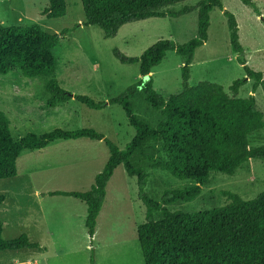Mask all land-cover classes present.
I'll use <instances>...</instances> for the list:
<instances>
[{
	"label": "rangeland",
	"instance_id": "374dc122",
	"mask_svg": "<svg viewBox=\"0 0 264 264\" xmlns=\"http://www.w3.org/2000/svg\"><path fill=\"white\" fill-rule=\"evenodd\" d=\"M66 14L48 18L42 12L48 0H0V23L3 25L39 24L43 30L59 33V44L52 50L56 69L49 76L25 77L17 68L0 74V110L9 119L13 138L31 133L41 135L59 128L73 131L91 128L102 133L119 148L133 137L135 130L118 104L92 109L75 99L46 107L48 93L45 84L56 80L72 94L86 95L95 101H108L137 82L138 63H122L115 50L126 57H139L152 43L170 39L182 44L197 35V5L199 0H183L160 7L163 16L148 17L123 24L112 37H104L95 25H84L81 0H65ZM258 8L241 0H222L224 9L232 12L238 23L239 41L248 66L264 76V0H251ZM190 10L180 13L183 8ZM64 28L71 29L62 33ZM207 40L194 52L189 86L199 81L216 82L231 94L228 87L243 78L245 72L238 63L229 43V28L218 8L210 11ZM184 57L167 51L150 75L154 89L168 97L182 90L181 66ZM253 79L242 85L237 95L252 93ZM256 107L264 115V91H255ZM134 113L155 126L159 111L153 110L138 91L130 98ZM250 145H264V127L250 135ZM156 156L164 158L156 143ZM108 149L101 140L87 138L55 140L42 149L23 150L16 163L14 177L0 179L2 237L13 239L27 234L37 248L0 251V264H33L26 260L39 259V264H144L137 239L136 227L145 221V206L137 195L136 178L129 176L122 165L113 171L107 186L92 239L84 221L86 206L72 196L46 195L38 191H87L94 176L104 166ZM149 174L146 191L159 200L164 190L179 189L193 184L151 167L143 157L137 162ZM264 190V161L249 159L235 173L211 172L200 194L191 201H177L167 208L193 212L225 205L229 202L224 191L244 200L256 197ZM45 215V219L43 216ZM155 217H160L156 213ZM35 264V263H34Z\"/></svg>",
	"mask_w": 264,
	"mask_h": 264
},
{
	"label": "trees",
	"instance_id": "16d2710c",
	"mask_svg": "<svg viewBox=\"0 0 264 264\" xmlns=\"http://www.w3.org/2000/svg\"><path fill=\"white\" fill-rule=\"evenodd\" d=\"M81 1L84 25L99 27L107 38L114 36L123 24L163 16L158 8L183 0ZM241 1L258 13L254 2ZM213 8L220 9L225 16L231 49L245 72L243 78L235 79L229 85L231 94L216 82L204 80L193 86L187 83L194 52L207 40ZM189 10L186 7L180 13ZM42 13L48 18L63 17L66 1L48 0ZM70 30L64 28L62 33ZM238 30L235 15L224 9L222 0H199L196 37L182 44H175L170 39L157 40L139 57H126L115 50V56L122 63H138L141 75L137 82L118 96L108 101H95L89 96L64 90L56 80L46 82V107H54L70 99L92 109H102L108 104L120 105L135 130L124 148H119L91 128L73 131L56 128L41 135L27 133L15 139L10 132L8 117L0 110V179L16 176L17 159L23 150L42 149L55 140H101L108 149V158L94 176L91 188L87 191L49 192L50 195L72 196L85 204L84 224L91 239L107 183L115 168L122 165L129 176L136 178L137 195L145 206V221L136 227L144 264H264V190L249 200L224 191L229 202L210 209L184 212L167 208L177 201L196 198L211 172L232 175L249 159L264 161V145H250V135L264 127V115L257 109L253 94L259 85L264 91V77L261 71L248 66ZM60 35L47 32L36 23H0V74L4 75L12 68H17L25 77L53 74L56 60L52 50L59 44ZM171 50L184 57L181 66L182 90L164 97L154 89L149 73ZM247 79L254 81L252 93L245 97L237 96ZM138 91L142 92L153 110L159 111L161 118L155 126L140 119L132 109L130 98ZM156 143L160 144L164 158L156 156ZM143 157L151 167L176 179L190 180L193 184L164 190L159 200L152 199L145 189L149 174L137 163ZM4 198L0 195V204ZM156 213H160V217L156 218ZM1 233L0 221V251L39 248L38 243L31 242L25 233L13 239H4Z\"/></svg>",
	"mask_w": 264,
	"mask_h": 264
},
{
	"label": "crops",
	"instance_id": "0c3cea01",
	"mask_svg": "<svg viewBox=\"0 0 264 264\" xmlns=\"http://www.w3.org/2000/svg\"><path fill=\"white\" fill-rule=\"evenodd\" d=\"M246 59V58H245ZM247 61V60H246ZM191 65H192V63H191ZM263 74V73H262ZM264 77V76H263ZM248 81L250 80V79H247ZM254 94V93H253ZM238 96V95H237ZM245 97V96H244ZM38 193H39V195L42 197V198H44L47 194L48 195H50V193L49 192H43V191H38ZM43 218L45 219V215L43 216ZM96 229V228H95ZM38 245H39V248H37L38 250H40V251H45L46 250V247H44V245H42V244H40V243H38ZM25 262H28V263H30V262H32L33 264L35 263V264H39V259L38 258H36V259H31V260H26Z\"/></svg>",
	"mask_w": 264,
	"mask_h": 264
}]
</instances>
